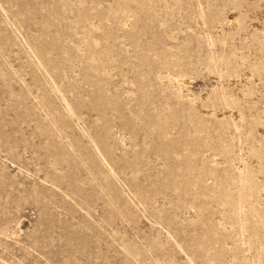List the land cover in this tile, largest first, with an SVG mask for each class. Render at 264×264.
Instances as JSON below:
<instances>
[{
	"label": "rangeland",
	"instance_id": "rangeland-1",
	"mask_svg": "<svg viewBox=\"0 0 264 264\" xmlns=\"http://www.w3.org/2000/svg\"><path fill=\"white\" fill-rule=\"evenodd\" d=\"M0 264H264V0H0Z\"/></svg>",
	"mask_w": 264,
	"mask_h": 264
}]
</instances>
